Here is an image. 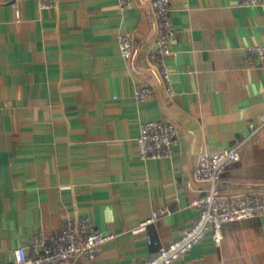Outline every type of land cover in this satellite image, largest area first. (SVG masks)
Masks as SVG:
<instances>
[{
    "label": "crops",
    "instance_id": "0c3cea01",
    "mask_svg": "<svg viewBox=\"0 0 264 264\" xmlns=\"http://www.w3.org/2000/svg\"><path fill=\"white\" fill-rule=\"evenodd\" d=\"M0 0V264L35 236H56L67 218L90 217L115 238L80 264H142L199 218L208 194L195 179L204 153L238 148L222 195L264 191V6L241 0H171L178 36L168 60L172 96L149 54L151 0ZM130 31L135 54L122 56ZM151 88L139 101L137 89ZM164 120L181 143L171 158L142 160L140 125ZM160 212L159 217L143 225ZM164 212V213H162ZM213 233L176 264H264V215Z\"/></svg>",
    "mask_w": 264,
    "mask_h": 264
},
{
    "label": "built area",
    "instance_id": "2783aa9c",
    "mask_svg": "<svg viewBox=\"0 0 264 264\" xmlns=\"http://www.w3.org/2000/svg\"><path fill=\"white\" fill-rule=\"evenodd\" d=\"M59 0H38L40 9L53 8ZM122 10L135 6V0H119ZM242 6H264V0H241ZM152 13L155 17V45L149 54L150 63L166 82L172 96L176 93L171 85L168 60L172 54L173 44L178 31L172 22L171 0H151ZM13 7L19 15L20 0H14ZM121 54L130 59L135 54L133 33L118 34ZM247 60L264 61V44L246 49ZM153 92L147 85L137 89L136 98L145 101ZM181 139L177 127L164 120H151L140 125V135L136 145L142 160H162L171 158ZM241 158L238 148L221 153L201 155L195 169V179L206 182L208 194L194 202L200 214L196 224L180 238L161 243L150 240L158 250L142 264H176L182 257L190 254L209 233L220 244L224 238L225 225L237 220L254 219L264 215V191L256 190L243 194L225 196L219 192L218 184L227 169ZM164 213V212H162ZM160 212L143 225L154 222ZM115 235L104 234L96 228L90 217L67 218L60 232L54 237L43 234L35 236L30 246H21L14 251L13 259L8 264H80L92 262L101 255L105 243L113 240Z\"/></svg>",
    "mask_w": 264,
    "mask_h": 264
}]
</instances>
